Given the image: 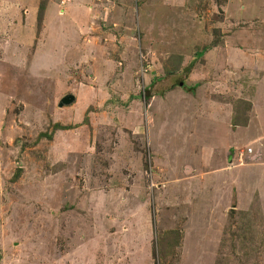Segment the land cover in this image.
Wrapping results in <instances>:
<instances>
[{"label":"rangeland","instance_id":"obj_1","mask_svg":"<svg viewBox=\"0 0 264 264\" xmlns=\"http://www.w3.org/2000/svg\"><path fill=\"white\" fill-rule=\"evenodd\" d=\"M0 264H264V0H0Z\"/></svg>","mask_w":264,"mask_h":264},{"label":"trees","instance_id":"obj_2","mask_svg":"<svg viewBox=\"0 0 264 264\" xmlns=\"http://www.w3.org/2000/svg\"><path fill=\"white\" fill-rule=\"evenodd\" d=\"M45 11H46V3L44 2V1H42V3L40 4V7H39V11H38V24H39V26H41L42 25V23H43V20H44V15H45ZM218 43H220V40H218L217 41ZM218 43H216V44H218ZM206 49V48H205ZM202 53V52H201ZM195 58L193 59V61L191 62V64H190V67H193V65H195L194 63H195ZM185 86V84L183 85V87ZM233 121H234V124H236L237 125V122H238V120H237V118H233ZM66 126H64V125H62V124H60V123H56L55 124V127H54V129H59V128H61V129H63V128H65ZM42 136H46L47 135V133H42L41 134ZM19 171L20 170H18L17 172H16V174H15V177H19ZM178 241V240H177ZM179 243V241L177 242V244Z\"/></svg>","mask_w":264,"mask_h":264},{"label":"water","instance_id":"obj_3","mask_svg":"<svg viewBox=\"0 0 264 264\" xmlns=\"http://www.w3.org/2000/svg\"><path fill=\"white\" fill-rule=\"evenodd\" d=\"M75 99L76 97L74 95H71V94L67 95L61 100L60 106H63L64 104L72 103L75 101Z\"/></svg>","mask_w":264,"mask_h":264},{"label":"crops","instance_id":"obj_4","mask_svg":"<svg viewBox=\"0 0 264 264\" xmlns=\"http://www.w3.org/2000/svg\"><path fill=\"white\" fill-rule=\"evenodd\" d=\"M224 107H225V106H224ZM222 109H223V107H222ZM228 112H229V114H230V116H228L229 121H230V120H231V116H232V114H231V113H232V110H229ZM227 121H228V120H227ZM229 121H228V122H229Z\"/></svg>","mask_w":264,"mask_h":264}]
</instances>
